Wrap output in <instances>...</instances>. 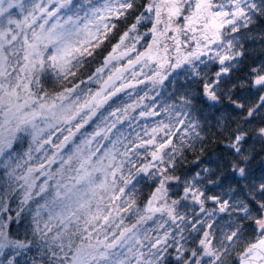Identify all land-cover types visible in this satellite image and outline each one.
<instances>
[{
	"label": "snow or ice",
	"instance_id": "6c2138e0",
	"mask_svg": "<svg viewBox=\"0 0 264 264\" xmlns=\"http://www.w3.org/2000/svg\"><path fill=\"white\" fill-rule=\"evenodd\" d=\"M0 264H264V0H0Z\"/></svg>",
	"mask_w": 264,
	"mask_h": 264
}]
</instances>
